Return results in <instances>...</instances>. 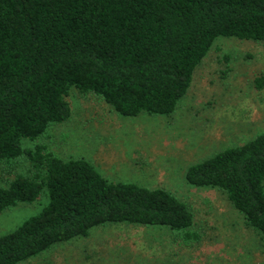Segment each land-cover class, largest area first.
<instances>
[{
  "label": "trees",
  "instance_id": "1",
  "mask_svg": "<svg viewBox=\"0 0 264 264\" xmlns=\"http://www.w3.org/2000/svg\"><path fill=\"white\" fill-rule=\"evenodd\" d=\"M218 36L264 44V0H0V213L46 203L0 235V264H18L104 223L166 226L185 239L194 212L163 187L111 181L85 158L33 141L68 119L71 88L119 115L170 114ZM260 87L264 78L255 79ZM28 173H16L20 158ZM193 186L217 188L264 236V133L190 164Z\"/></svg>",
  "mask_w": 264,
  "mask_h": 264
},
{
  "label": "rangeland",
  "instance_id": "2",
  "mask_svg": "<svg viewBox=\"0 0 264 264\" xmlns=\"http://www.w3.org/2000/svg\"><path fill=\"white\" fill-rule=\"evenodd\" d=\"M259 77L264 78V44L218 36L170 114L122 116L99 97L71 88L68 119L23 145L42 144L63 159L90 160L111 181L167 189L194 212L197 237L185 239L166 226L108 222L18 264H264V236L245 224L225 193L184 178L190 164L264 133ZM28 170L22 157L13 171ZM6 178L12 176L0 171L1 185ZM45 203L42 195L4 209L0 235Z\"/></svg>",
  "mask_w": 264,
  "mask_h": 264
}]
</instances>
